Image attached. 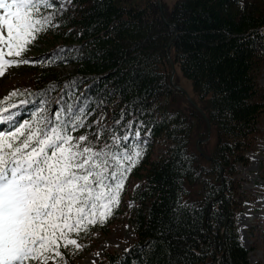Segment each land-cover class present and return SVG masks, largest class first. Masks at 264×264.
I'll list each match as a JSON object with an SVG mask.
<instances>
[{"label":"trees","instance_id":"16d2710c","mask_svg":"<svg viewBox=\"0 0 264 264\" xmlns=\"http://www.w3.org/2000/svg\"><path fill=\"white\" fill-rule=\"evenodd\" d=\"M63 15L67 23L24 53L37 63L14 67L23 74L24 87L0 100V106L7 109L4 115L14 113V120L29 119L39 99L36 90L52 83L62 87L72 76L82 78L71 95L73 103L85 85L94 99L106 90L112 93L103 108L106 125L136 97L143 101L147 111L142 118L151 125L148 147L127 173L118 211L92 232L129 223L134 230L130 246H142L156 237L180 199L200 209L194 219L185 213L179 229L201 253L191 257V264H264L250 261L238 224L244 205L256 200L244 187L241 168L264 140V0H174L171 5L166 0H72ZM69 28L73 31L64 35ZM89 41L83 60L51 67L40 62L57 46ZM170 58L192 81L193 102L174 86L176 75L171 82ZM134 65L136 75L130 76ZM59 92L58 87L48 97L49 109ZM9 103L15 107L8 108ZM251 231L252 247L258 237L264 246V217ZM130 246L128 252L107 251L98 264H136L141 251Z\"/></svg>","mask_w":264,"mask_h":264},{"label":"snow or ice","instance_id":"6c2138e0","mask_svg":"<svg viewBox=\"0 0 264 264\" xmlns=\"http://www.w3.org/2000/svg\"><path fill=\"white\" fill-rule=\"evenodd\" d=\"M71 3L0 0V75L10 66L37 63L24 53L49 30L67 23L69 17L63 14ZM72 31L69 28L64 35ZM75 34L79 37L82 31ZM89 43L57 46L40 62L51 67L69 59L83 60ZM136 69L134 65L130 76L136 75ZM81 79L72 76L62 87L52 83L36 90L39 99L29 119L14 120V113L4 115L7 109L0 106V125L7 124L0 128V264H48L64 255L62 245L79 249L73 234L106 222L120 203L127 173L146 152L151 125L142 118L147 109L140 97L121 108L112 125H106L103 108L112 93L106 90L94 99L86 92L91 86L85 85V92L73 103L71 95ZM58 87L60 92L49 109L48 97ZM18 94L13 89L4 100ZM98 110V116L89 121ZM199 211L196 204L178 199L156 237L142 246H130L140 248L136 264H191L193 255L201 256L187 243L189 237L179 232L185 213L194 219ZM174 240L184 243L173 245Z\"/></svg>","mask_w":264,"mask_h":264},{"label":"rangeland","instance_id":"374dc122","mask_svg":"<svg viewBox=\"0 0 264 264\" xmlns=\"http://www.w3.org/2000/svg\"><path fill=\"white\" fill-rule=\"evenodd\" d=\"M166 1L171 5L174 0ZM14 67L6 68L4 74L0 75V100L4 99L13 89L24 87V84L19 80L23 74H18L19 71H16ZM175 73L178 85L192 95V81L186 78L180 69L176 70ZM260 82L264 85V73ZM250 158V164L241 168L240 176L244 179V187L252 192V196L256 200L245 204L244 211L238 214V224L242 243L249 249V259L251 262L257 263L264 261V246L260 245V238L258 237L256 239L258 245L252 247L254 239L251 228L257 224L260 218L264 217V181L262 179L264 140L260 141L254 151L250 153ZM127 202L132 203L131 200H127ZM114 211H118V206L113 207L112 213ZM99 225L91 228H96ZM73 235L81 247L79 249L74 246L64 248L62 245L60 250L64 255L58 257L56 261L49 260L48 264H98L107 251H124L134 240L132 226L129 223L120 224L119 222L105 227L103 231L92 232L90 229L86 233L82 231L78 235Z\"/></svg>","mask_w":264,"mask_h":264},{"label":"water","instance_id":"95a60500","mask_svg":"<svg viewBox=\"0 0 264 264\" xmlns=\"http://www.w3.org/2000/svg\"><path fill=\"white\" fill-rule=\"evenodd\" d=\"M159 5H160V7H162V4H161V2L159 1ZM170 63H171V65L173 66V69H172V72H171V78H170V80H171V82L174 84V74H175V71H176V69H175V65H174V62H173V60L170 58ZM177 89H179V90H181L183 93H185L186 95H187V97L193 102V100L189 97V94H188V92L183 88V87H181V86H179V85H174Z\"/></svg>","mask_w":264,"mask_h":264},{"label":"bare ground","instance_id":"6f19581e","mask_svg":"<svg viewBox=\"0 0 264 264\" xmlns=\"http://www.w3.org/2000/svg\"><path fill=\"white\" fill-rule=\"evenodd\" d=\"M176 85V84H175ZM180 86V85H179Z\"/></svg>","mask_w":264,"mask_h":264}]
</instances>
